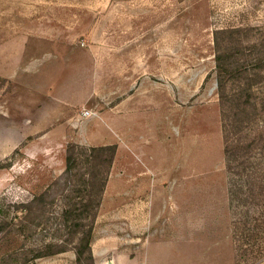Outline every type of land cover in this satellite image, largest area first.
I'll return each mask as SVG.
<instances>
[{"label":"rangeland","instance_id":"374dc122","mask_svg":"<svg viewBox=\"0 0 264 264\" xmlns=\"http://www.w3.org/2000/svg\"><path fill=\"white\" fill-rule=\"evenodd\" d=\"M259 42L264 0H0V264H76L70 245L34 261L79 201L71 143L114 144L115 183L177 180L156 205L147 181L116 185L146 192L129 203L147 230L118 231L138 264H264Z\"/></svg>","mask_w":264,"mask_h":264},{"label":"trees","instance_id":"16d2710c","mask_svg":"<svg viewBox=\"0 0 264 264\" xmlns=\"http://www.w3.org/2000/svg\"><path fill=\"white\" fill-rule=\"evenodd\" d=\"M240 47L242 48V46L237 45L234 48ZM231 49L233 48H228L226 51ZM253 50L256 54L255 66L257 68L253 73L256 76H260V72H264V42L253 44ZM222 56H225V54ZM222 56L221 51H219L218 87L220 92L222 91V93H224L226 90L227 76L233 75L234 72L230 67H227ZM238 77L239 76H232V79H238ZM251 87L252 85L248 84V89L243 88L240 90L248 92ZM262 104L264 106V100ZM67 150V174L74 176V171L78 169L79 164H83L87 169L85 173L86 178L84 179V176L81 175L79 188L74 190L79 194V201L74 204L75 208L63 210L62 216L64 219L65 233H59V242L55 240L37 249L34 261L40 258H48L65 253L69 251V245L73 246L75 250L76 264H80L86 254L90 261H94L92 253V244L95 238L94 225L108 184L110 171L116 154V146H100L86 149L81 148L78 144L71 143ZM82 155L84 159L80 160ZM1 216L0 212V224L2 223ZM37 218L38 217L35 219Z\"/></svg>","mask_w":264,"mask_h":264},{"label":"crops","instance_id":"0c3cea01","mask_svg":"<svg viewBox=\"0 0 264 264\" xmlns=\"http://www.w3.org/2000/svg\"><path fill=\"white\" fill-rule=\"evenodd\" d=\"M112 127H113V131H115L114 129L117 128L116 126L115 127L112 126ZM110 135L114 137V135L111 132ZM101 146H114V144L106 143L105 145H101ZM96 147H100V146H96ZM146 181L149 185L148 189L151 190L150 192L152 193L153 201H155V205H156V195L158 193L157 190L161 189L158 188V186L161 185L164 191L167 190L171 191L173 187L175 188L177 182L176 180L174 183L170 184L173 185V187L167 188L166 186H163V185H167V183L164 182L162 183L160 182L159 179L156 178L151 180L148 177H137V178H129L123 181H121L120 178L117 180L116 183H115V179L108 180V184L106 186V190L104 193V197L96 221L98 225H103L104 223L105 226L95 230L96 237L92 244V253L96 261V264H107V263L108 264H138V260L140 256L138 255L137 248H141V246H138V244L141 241L140 240L141 238L139 237L134 238L135 241L132 242L133 244L128 245L129 240L122 237V235L118 233V231L119 229L122 231H130L129 229H132L134 233H143L144 231L147 230V228L145 227L148 226L146 225L144 226L143 224L144 213L141 210L142 208L139 207L137 203L136 204L129 203L132 201V199L134 200L135 197H139L146 192L144 191V189H139L137 190L138 193L135 195L133 189H130L129 187L124 188L123 184L121 185V187L116 185H119L117 183H125L133 186L135 184H139L140 182L141 185H144L143 183ZM117 202H122V205L117 204ZM121 206L123 207V209H121L122 208ZM131 206L133 208H130ZM103 208H104V212H103ZM154 216H156V214H154ZM101 221H103L102 224ZM153 222L155 223V220ZM153 231L156 232L155 229ZM133 246L136 249L135 255L132 254ZM122 247H124L123 248L124 250H120ZM106 257H108V259H106Z\"/></svg>","mask_w":264,"mask_h":264},{"label":"built area","instance_id":"2783aa9c","mask_svg":"<svg viewBox=\"0 0 264 264\" xmlns=\"http://www.w3.org/2000/svg\"><path fill=\"white\" fill-rule=\"evenodd\" d=\"M90 115V112L89 111H87V110H84L83 111V116H89Z\"/></svg>","mask_w":264,"mask_h":264}]
</instances>
